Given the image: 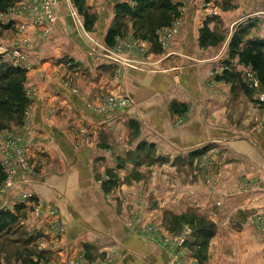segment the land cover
Instances as JSON below:
<instances>
[{"label": "crops", "instance_id": "1", "mask_svg": "<svg viewBox=\"0 0 264 264\" xmlns=\"http://www.w3.org/2000/svg\"><path fill=\"white\" fill-rule=\"evenodd\" d=\"M73 2L57 0L50 26H35L17 14L3 15L10 25L3 34L2 49L25 55L17 62L2 57L26 70L24 89L31 109L20 132L25 135L27 157L36 173L26 174L23 183L19 172L18 184L6 192L2 204L14 212L30 192L33 197L25 202L27 210L30 202H37L42 214L28 213L27 224L47 236L50 222L61 223L64 234L49 237L42 245L52 251L56 263L167 264L166 254L129 228L118 212V203L125 205L132 196L124 193L127 200H123V196L111 195L115 192L106 188L111 181L108 171L116 172L120 166L116 172L119 184L131 175L134 165L128 158L140 141L157 144V151L165 146L159 153H183L184 160L194 154L198 167L202 156L197 157V152L227 138L228 173L233 180L236 171L247 181L258 178L257 189L210 194L199 178L194 184H183V212L195 203L196 210L209 213L205 203H223L217 212L211 209V218L218 229H227L228 236L214 239L217 247L211 264H264V237L252 233L248 220L236 228L227 225L232 220L229 216L239 210L264 208V108L252 99L247 101L259 135L230 123L219 125L217 121L216 126L213 123L230 103L221 97V91L227 90L229 95L230 87L206 83L210 70L226 55L236 27H249L244 43L264 40V0H231L226 11L214 1L190 0L179 25L159 32V55L151 52L150 44L132 38L128 45L118 42L120 48H106L115 6L132 5L131 0H85V11L93 18L90 30L85 29L84 18ZM211 16L217 20L208 22L209 31L226 29L228 35L223 44L203 48L199 31ZM110 97H121L125 104L110 107L104 103ZM173 104L183 106V116L171 109ZM208 108L213 109L210 115ZM181 116L183 122L177 127ZM214 146L211 154L217 152ZM121 185V189L126 186Z\"/></svg>", "mask_w": 264, "mask_h": 264}, {"label": "rangeland", "instance_id": "2", "mask_svg": "<svg viewBox=\"0 0 264 264\" xmlns=\"http://www.w3.org/2000/svg\"><path fill=\"white\" fill-rule=\"evenodd\" d=\"M30 1L33 0H19L15 8L18 9L21 5ZM189 1L175 0L180 5L179 16L174 20L170 28L176 23L179 25ZM204 1H207V3L214 1L222 9L226 6L225 0ZM131 2L133 4V0ZM54 6L53 15L55 19ZM77 13L82 16L78 10ZM11 14H14V12H10L7 15ZM7 20V17L0 16V48H2V41L5 39L3 34L10 25V23H7ZM216 20L212 16L208 17L200 29L199 35L203 30L209 31V21L211 23L214 21L215 23ZM122 24L125 25V29H120L121 36H117L115 44L112 47L106 46L107 49L114 50V48H120L121 46H118V42H126V45H128L127 41L130 38L136 40L133 36L132 22L125 19V22ZM114 25L115 21L110 28H113ZM235 30H237V27ZM49 32L50 28L48 34ZM209 32L221 39V44H223L228 35L226 29H215L214 32ZM143 43L149 44L147 42ZM19 55L24 60V53L19 52ZM256 55L260 56V52L251 51L248 53V60L242 62L237 58L229 59L227 49L226 55L219 61V66L210 70L211 73L208 74L206 82L208 86L212 87L214 83H225L230 87L229 95H227V90L225 91L226 93L223 90L221 91V97L225 101L229 100L230 103L227 104L223 112L224 115L220 116V120H215L214 125L218 126L217 124L226 125L230 123L238 127L249 128L259 135L258 123L256 122L255 115L251 111H248L249 105L247 102L252 99L251 101H254L256 105L264 108V102L262 101L264 99V85L261 82L259 83L260 79L252 64V61L257 57ZM1 58L4 63L7 62L2 56ZM228 60H230L232 69L239 73L241 78L240 83L232 87L226 82L216 80V77L220 76L226 68L225 63ZM7 63L10 64V62ZM243 84H245L248 93L243 90ZM25 94L27 104L22 121L18 124L9 122L7 128L0 131V165L6 176L4 182L0 184V211L7 210L2 204V199L8 190L12 189L15 184H18L17 182L15 183L18 173H22L20 179L23 180V183L26 181V174H31L32 176L36 173L35 167L27 157L25 135L20 132L23 131L22 128H24L25 122L29 119L31 109V99L27 91H25ZM110 100H112L111 103H109ZM121 102L125 104L121 97H110L104 103L110 107H122L120 105ZM212 110V108L207 109L208 115L212 113ZM183 114L184 110L181 115L183 116ZM179 121L183 122V117L176 123L177 127ZM217 121L219 122L217 123ZM219 142L208 143L203 150L197 152V155L199 154L197 157L202 156V161L200 164L198 163L197 167L195 166V158L193 159L195 157L194 154L189 155L188 159L184 160L183 153H159L165 146L157 151V144L140 141L137 150L128 158L134 167L131 175L124 176L121 184L124 183L126 186L122 189V185L119 184L121 179L116 174L120 166L117 167L116 172L112 171L109 173L110 171H108V178L109 180L111 178V181H107L106 188H112L115 192V194L112 193L111 195L116 197L127 193L129 196H132V199L128 203L124 202L125 205L118 203V212L124 217L129 228L139 233V235L149 238L158 246L159 252L163 255L166 254L168 259L167 264H211L212 251L217 247L214 244V239H225L228 236L225 233L227 229H218V226L211 218V209L215 213L218 211L217 208H223V203H205L204 207L209 209V213L206 211L202 213L196 210L195 203L189 204L186 213L183 212V184L186 187V184H194L198 182L199 178H202L205 192L210 194H212V191L214 193L220 192L219 194L221 195H226L228 190L246 191L248 189L249 191H253L257 189L258 178L247 181L243 175L239 176L240 174L236 171V180H233V177L228 173L231 170H228L229 158L227 146H225L227 138H222ZM212 145H219V147L214 146L217 147V152L215 151L216 153L214 154H211V152H214ZM183 167L188 169H183ZM110 183H113L112 187ZM31 196L33 197L30 192H27L22 199L28 203L27 201H29ZM124 199L127 200L123 196ZM25 202H21L16 206H23V208L18 213L19 218L14 229L10 233L0 237V264H59L52 260V251L45 249L42 245L44 242L49 241V237L57 239L56 237L62 236L65 229L59 221L55 220L50 222L49 235L45 236L41 230L36 231L34 225L31 227L27 224V214L32 213L33 216L41 215L42 206L36 204L37 202H30L31 207L27 210ZM238 212V214H231L229 216L233 220L228 222L229 228H236L241 222L248 220L247 225H250L253 229L252 233L257 234L262 239L264 237V208L261 211H259V207H256L248 212L242 210ZM50 214L55 215V212L50 211ZM38 255L42 258L37 257ZM78 263V260H67L62 264Z\"/></svg>", "mask_w": 264, "mask_h": 264}, {"label": "trees", "instance_id": "3", "mask_svg": "<svg viewBox=\"0 0 264 264\" xmlns=\"http://www.w3.org/2000/svg\"><path fill=\"white\" fill-rule=\"evenodd\" d=\"M226 6L223 10H228L231 0H225ZM19 0H0V16L5 15L12 9ZM74 5L78 12L84 18V27L90 30L93 18L89 17L85 11V0H74ZM180 5L175 0H133V4L126 3L117 4L115 10V25L110 28L105 37V44L112 47L115 44L117 36H121L120 29H125V19L132 22L133 36L136 40L147 42L151 46V52L161 54L162 48L159 42V32L163 29L170 28L174 20L179 16ZM249 27L240 26L232 35L229 45V59L237 58L239 61L248 60V53L251 51L260 52V56L256 55L252 64L257 71L258 77L264 85V40H254L243 42ZM221 42L214 34L208 30L201 31L199 43L201 47L216 46ZM0 55V131L7 128L9 122L20 123L23 119L27 104L24 83L26 80V70L3 62ZM226 68L220 76L216 77L217 81H223L230 86L240 83V74L235 72L230 60L226 63ZM264 87V86H263ZM244 91L248 93L245 84L242 85ZM175 113L181 114L183 106L177 104L172 105ZM6 176L0 165V184L4 182ZM20 207H16L14 212L8 210L0 211V237L10 233L18 222V213ZM39 258V255L37 256Z\"/></svg>", "mask_w": 264, "mask_h": 264}, {"label": "built area", "instance_id": "4", "mask_svg": "<svg viewBox=\"0 0 264 264\" xmlns=\"http://www.w3.org/2000/svg\"><path fill=\"white\" fill-rule=\"evenodd\" d=\"M57 0H33L30 2H27L26 4L21 5L18 9L15 8V6L10 9V12H14V14H17L18 16H24L27 17L33 24L38 26H44L48 25L50 26L54 21V15H53V6L56 4ZM7 12L6 14L10 13ZM49 28H47L46 33H48ZM2 49V48H0ZM19 50H12L8 51L5 49H2L0 51V55L2 56H8L7 58L13 62H17L21 60L19 55ZM21 54V53H20ZM14 65H17L14 63ZM112 100H110L109 103H111ZM264 102V99H262ZM121 106L122 102L120 103Z\"/></svg>", "mask_w": 264, "mask_h": 264}]
</instances>
